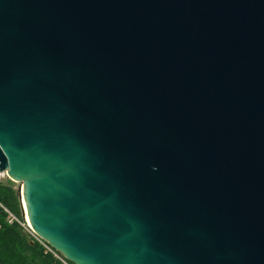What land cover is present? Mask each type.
<instances>
[{
  "label": "water",
  "instance_id": "obj_1",
  "mask_svg": "<svg viewBox=\"0 0 264 264\" xmlns=\"http://www.w3.org/2000/svg\"><path fill=\"white\" fill-rule=\"evenodd\" d=\"M0 172L72 264H264V0H0Z\"/></svg>",
  "mask_w": 264,
  "mask_h": 264
},
{
  "label": "trees",
  "instance_id": "obj_2",
  "mask_svg": "<svg viewBox=\"0 0 264 264\" xmlns=\"http://www.w3.org/2000/svg\"><path fill=\"white\" fill-rule=\"evenodd\" d=\"M0 264H61L28 228L19 188L9 179L0 182Z\"/></svg>",
  "mask_w": 264,
  "mask_h": 264
},
{
  "label": "built area",
  "instance_id": "obj_3",
  "mask_svg": "<svg viewBox=\"0 0 264 264\" xmlns=\"http://www.w3.org/2000/svg\"><path fill=\"white\" fill-rule=\"evenodd\" d=\"M6 179H10L9 177H8V175H7V173L6 172H0V182L2 181V180H6ZM34 235H35V233H34ZM37 236V235H36ZM37 238H38V240L46 247V249L48 250V251H50V252H52V253H54L56 256H57V258L60 260V263L61 264H72L71 262H69L64 256H59V255H57L56 254V252H54L53 250L54 249H52L45 241H43L42 239H40L38 236H37Z\"/></svg>",
  "mask_w": 264,
  "mask_h": 264
},
{
  "label": "rangeland",
  "instance_id": "obj_4",
  "mask_svg": "<svg viewBox=\"0 0 264 264\" xmlns=\"http://www.w3.org/2000/svg\"><path fill=\"white\" fill-rule=\"evenodd\" d=\"M10 180V179H9ZM12 181V180H11ZM13 182V181H12ZM15 183V182H14ZM16 184V186H18V188L20 187V184L19 183H15ZM25 219H26V217H25ZM26 223H27V226H28V222H27V220H26ZM28 228L32 231V229L28 226ZM33 232V231H32ZM34 233V232H33Z\"/></svg>",
  "mask_w": 264,
  "mask_h": 264
}]
</instances>
